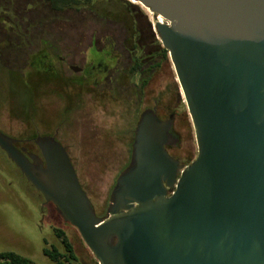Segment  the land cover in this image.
Instances as JSON below:
<instances>
[{
	"label": "water",
	"instance_id": "obj_1",
	"mask_svg": "<svg viewBox=\"0 0 264 264\" xmlns=\"http://www.w3.org/2000/svg\"><path fill=\"white\" fill-rule=\"evenodd\" d=\"M132 1L166 22L157 28L198 148L180 177L170 124L152 111L105 219L54 137L35 139L41 157L1 132L0 149L99 264H264V0Z\"/></svg>",
	"mask_w": 264,
	"mask_h": 264
},
{
	"label": "rangeland",
	"instance_id": "obj_2",
	"mask_svg": "<svg viewBox=\"0 0 264 264\" xmlns=\"http://www.w3.org/2000/svg\"><path fill=\"white\" fill-rule=\"evenodd\" d=\"M124 1L134 4L130 0H96L91 7L81 11L54 12L41 0H0V132L13 139L24 140L36 136V132L45 135L60 127L59 141L62 139L68 146L99 218L106 217L111 191L129 164L127 151L130 145L127 147L125 142L110 138L109 126L114 127V120L110 118L112 114H104L87 94L80 101L75 100L73 110L66 114L64 110L69 102L60 84L36 69L35 64L40 62L38 47L43 39L55 45L63 40L62 34L71 44L79 41L77 50L64 49L76 58V64L79 63L80 52L84 51L99 25L118 29V23L105 21L106 18L112 15L120 24L128 19ZM137 6L144 10L148 23H156L157 18L150 10ZM12 9L18 19L12 14ZM28 22L34 24L28 25ZM61 30L67 31V35ZM65 36L63 42L68 40ZM32 40L31 47L29 42ZM176 102L178 105L177 95ZM179 107L178 112L183 114V123L179 126L181 148L187 155L185 164H188L197 156L195 130L188 109L183 105ZM26 146L35 151L34 144ZM43 203V197L0 149V253L11 252L31 260L33 264H54L43 251L51 247L63 250L55 234V229H60L66 234L81 264H99L77 229Z\"/></svg>",
	"mask_w": 264,
	"mask_h": 264
},
{
	"label": "flooded vegetation",
	"instance_id": "obj_3",
	"mask_svg": "<svg viewBox=\"0 0 264 264\" xmlns=\"http://www.w3.org/2000/svg\"><path fill=\"white\" fill-rule=\"evenodd\" d=\"M130 1L134 4L124 1L127 8V22L123 20L120 24L117 18L115 19L112 15L110 18H106L105 21L118 23V29L114 30L107 28L105 25H99L98 30L90 36V41L84 51L80 52L79 63L76 64V58H72L73 56L64 50L67 47L77 50L79 41H74L71 44V41L62 34L63 40V36L68 40L64 42L59 40L55 45L48 39H43L41 46L38 47L41 55L39 57L40 62L36 63L35 67L60 84L62 93L67 96V102H69L66 110H64L66 114L73 110L72 105L75 100L80 101L82 96L86 94L93 98L104 114H108V116L112 114L110 118L114 120L112 122L114 127L109 126V135L115 141L125 142L127 147L128 144L130 145V149L127 151V156L129 155L128 166L133 156L137 126L143 113L152 111L161 121L169 122V139L165 145V150L170 157L179 162V178L182 170L193 162L185 164L187 155L183 153L181 148L182 133L179 126L183 123V114L179 113L177 108L179 106L181 108L182 105L187 108L186 101L181 87H178L179 82L170 54L160 38L157 28L158 15L150 12L157 18L156 23L151 25L145 17L144 10L137 5L143 6L132 0ZM14 13V9H12V14L18 19L19 17ZM32 24L34 23L28 22V25ZM21 27L23 26L21 25ZM24 27L26 30V26ZM62 32L65 33L61 30ZM65 34L67 35V31ZM33 42V40L29 42L31 47ZM64 43L66 44L64 45ZM64 95L63 98L65 99ZM176 95L179 100L178 105L176 104L178 102H176ZM185 115L187 116V114ZM66 119L63 121H66ZM115 120L119 123L118 126L123 123L121 128L115 125ZM59 129L60 127L45 135L36 132V136L29 139H15V146L19 150L24 149V155L27 157L29 155L41 157L35 139L39 136L54 137L65 148L81 188L86 193L77 168L73 163V158L68 151V146L65 145L62 139L59 141ZM29 143L34 144L35 151H30L26 146ZM164 185L167 190V197H170L174 188H169L166 183ZM43 204L44 206H51L55 211L54 213L62 218L51 203H45L44 201ZM107 216L108 213L104 218H107Z\"/></svg>",
	"mask_w": 264,
	"mask_h": 264
},
{
	"label": "trees",
	"instance_id": "obj_4",
	"mask_svg": "<svg viewBox=\"0 0 264 264\" xmlns=\"http://www.w3.org/2000/svg\"><path fill=\"white\" fill-rule=\"evenodd\" d=\"M47 3L50 9L54 12H62L65 10L81 11L89 8L96 0H43ZM56 237L60 240L63 250L55 247L45 248L43 253L51 259L54 264H80L72 244L67 238L66 234L60 230L55 229ZM0 264H33L31 260L20 255L6 252L0 253Z\"/></svg>",
	"mask_w": 264,
	"mask_h": 264
},
{
	"label": "bare ground",
	"instance_id": "obj_5",
	"mask_svg": "<svg viewBox=\"0 0 264 264\" xmlns=\"http://www.w3.org/2000/svg\"><path fill=\"white\" fill-rule=\"evenodd\" d=\"M135 2V1H134ZM147 10V9H146ZM158 21L160 22V23H162V24H165L166 22L162 19V18H160V17H158Z\"/></svg>",
	"mask_w": 264,
	"mask_h": 264
},
{
	"label": "crops",
	"instance_id": "obj_6",
	"mask_svg": "<svg viewBox=\"0 0 264 264\" xmlns=\"http://www.w3.org/2000/svg\"><path fill=\"white\" fill-rule=\"evenodd\" d=\"M2 253H6V252H2Z\"/></svg>",
	"mask_w": 264,
	"mask_h": 264
}]
</instances>
